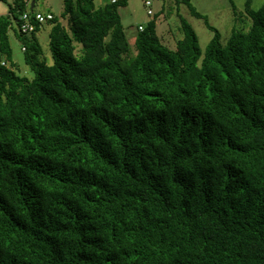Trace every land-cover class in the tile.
Masks as SVG:
<instances>
[{"label":"trees","instance_id":"obj_1","mask_svg":"<svg viewBox=\"0 0 264 264\" xmlns=\"http://www.w3.org/2000/svg\"><path fill=\"white\" fill-rule=\"evenodd\" d=\"M31 1L0 14V264H264V2L247 27L233 5L223 42L180 0L205 50L182 16L170 48L154 17L131 55L128 0H62L23 34Z\"/></svg>","mask_w":264,"mask_h":264},{"label":"rangeland","instance_id":"obj_2","mask_svg":"<svg viewBox=\"0 0 264 264\" xmlns=\"http://www.w3.org/2000/svg\"><path fill=\"white\" fill-rule=\"evenodd\" d=\"M35 10L48 11L52 10L57 16L62 11V0H35ZM103 0H95L99 4ZM105 1V0H104ZM153 15L146 13L144 0H129L127 4L119 7L121 23L127 37L129 45V54L135 53V37L138 33V25L146 23L155 17L157 22V32L164 39V43L170 48L175 46L176 40L183 36L180 28V17L182 16L194 28L199 45L202 51L205 50L207 43L210 41L213 32L206 26L204 19L191 13L189 6L180 0H150ZM192 6L201 14L205 15L208 22L216 27L220 33L222 41L225 42L231 34L233 26V8L241 12V22L235 26H249L250 20L244 15L246 0H189ZM264 0H252V8H258ZM2 2L0 1V4ZM234 5V6H233ZM50 25L43 24L41 30L37 33L42 45L47 61H52L48 49V30ZM17 29L13 21L12 27L8 31L9 42L12 48V60L15 62V71L17 74L33 77V72L25 63L22 43L15 35ZM170 38V39H169Z\"/></svg>","mask_w":264,"mask_h":264},{"label":"built area","instance_id":"obj_3","mask_svg":"<svg viewBox=\"0 0 264 264\" xmlns=\"http://www.w3.org/2000/svg\"><path fill=\"white\" fill-rule=\"evenodd\" d=\"M111 2H114L115 0H110ZM144 4L146 6V13L150 15L152 13V8L150 7L151 1L150 0H144ZM51 12H40V11H34V10H24L18 15V27L21 33L28 34L35 29V22H38L39 24L46 22L47 20L52 18ZM141 29L142 26H139ZM25 47L22 45V50H24Z\"/></svg>","mask_w":264,"mask_h":264},{"label":"crops","instance_id":"obj_4","mask_svg":"<svg viewBox=\"0 0 264 264\" xmlns=\"http://www.w3.org/2000/svg\"><path fill=\"white\" fill-rule=\"evenodd\" d=\"M2 3L0 4V14H5V13H7L8 12V10H9V5H8V3L10 2L11 3V1L12 0H0ZM32 1H34V0H32ZM95 1V0H94ZM106 1V0H105ZM104 0L103 1H101V2H99V4H102V3H104L105 2ZM129 1V0H128ZM127 1V2H128ZM99 4H97V5H99ZM35 5H36V1H34L33 2V10L34 11H37V10H35ZM40 12H53L52 10H48V11H43V10H39ZM54 13V12H53ZM233 23H234V17H233ZM141 24H144V23H141Z\"/></svg>","mask_w":264,"mask_h":264},{"label":"water","instance_id":"obj_5","mask_svg":"<svg viewBox=\"0 0 264 264\" xmlns=\"http://www.w3.org/2000/svg\"><path fill=\"white\" fill-rule=\"evenodd\" d=\"M33 2H34V1H31V5H30V9H31V10L33 9Z\"/></svg>","mask_w":264,"mask_h":264}]
</instances>
